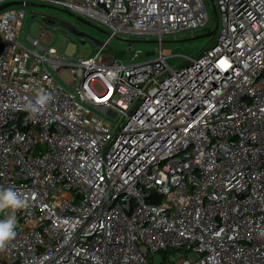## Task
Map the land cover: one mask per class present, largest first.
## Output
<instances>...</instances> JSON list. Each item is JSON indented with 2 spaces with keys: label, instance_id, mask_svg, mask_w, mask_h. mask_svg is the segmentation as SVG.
Here are the masks:
<instances>
[{
  "label": "built area",
  "instance_id": "obj_1",
  "mask_svg": "<svg viewBox=\"0 0 264 264\" xmlns=\"http://www.w3.org/2000/svg\"><path fill=\"white\" fill-rule=\"evenodd\" d=\"M41 1L108 31L69 56L0 10V189L24 201L0 264H264V0H210L216 40L176 66L163 37L206 0ZM119 32L156 46L125 62Z\"/></svg>",
  "mask_w": 264,
  "mask_h": 264
},
{
  "label": "rangeland",
  "instance_id": "obj_2",
  "mask_svg": "<svg viewBox=\"0 0 264 264\" xmlns=\"http://www.w3.org/2000/svg\"><path fill=\"white\" fill-rule=\"evenodd\" d=\"M206 2L212 19L209 26L204 29L182 31L177 35H164V53L170 55L167 58L169 64L176 66L183 63L187 57L196 56L205 46L213 44L216 40L218 31L216 34L211 36L205 35L215 26L213 4L210 0H206ZM42 4H46V6H42ZM26 6L28 11L24 20L22 32L24 33L27 29L31 35L39 36L41 34L40 28L43 27L45 33L48 32L52 34L50 44H54L58 49L64 51L69 56L74 55L76 57H88L94 54L99 44H96L91 37L103 41L107 36L106 32H102L95 27H88L80 24L81 22L75 16L64 12L63 9H65V7L63 5H53L41 0H31ZM43 12L53 14L60 19H65L66 21L70 20L71 22L77 24L78 28L85 31L88 36H85L84 38L76 36L63 26L48 25L40 18L32 16L33 13L37 14ZM101 28L108 31L105 27ZM116 36L117 37L113 39L111 46L106 52L117 54V52L123 51L122 57L125 62L146 59L147 56L144 54L145 51L148 49L153 50L156 46V38L154 36L147 37L145 35L127 34L124 32H119ZM82 39L85 41L82 42ZM129 41H132L134 51L141 50V55L135 59H133L134 54L127 51ZM110 48L114 49V51L110 50ZM95 87L97 89H101L100 84H96Z\"/></svg>",
  "mask_w": 264,
  "mask_h": 264
},
{
  "label": "clouds",
  "instance_id": "obj_3",
  "mask_svg": "<svg viewBox=\"0 0 264 264\" xmlns=\"http://www.w3.org/2000/svg\"><path fill=\"white\" fill-rule=\"evenodd\" d=\"M49 97L45 94L38 96L36 104L44 106ZM26 110L35 112L37 109L35 106L29 104L26 106ZM24 206V201L20 198L17 192L13 189H0V210L11 209V215L6 219L0 220V251H3L7 245L15 238V212Z\"/></svg>",
  "mask_w": 264,
  "mask_h": 264
},
{
  "label": "water",
  "instance_id": "obj_4",
  "mask_svg": "<svg viewBox=\"0 0 264 264\" xmlns=\"http://www.w3.org/2000/svg\"><path fill=\"white\" fill-rule=\"evenodd\" d=\"M27 4L26 1H23V0H19V1H9V2H6V3H3L2 5H0V10L3 9V8H6V7H9V6H12V5H25ZM42 6H46V4H42ZM66 13L72 15V16H75L79 21L91 26V27H95L97 28L98 30L102 31V32H105V30H103L101 27H99L98 25H95L94 23H92L91 21H88L87 19H84L78 15H75L74 13L68 11V10H65ZM32 16H35V17H38L40 18L44 23L48 24V25H56V26H63L65 27L66 29H68L72 34L76 35V36H80L82 38H84L85 36H88V34L81 30L80 28H78L75 24L73 23H70L68 21H65V19H60L58 18L57 16L53 15V14H49V13H46V12H43V13H37V14H32ZM214 16H215V26L214 28L207 34V36H211V35H214L216 34V31H217V27H218V12L216 9H214ZM94 42L96 44H99L101 45L102 44V41L97 39V38H94V37H91ZM85 40L82 39V42H84ZM110 50L114 51V49L110 48ZM117 54L119 56H122L123 54V51H119L117 52ZM150 54V53H149Z\"/></svg>",
  "mask_w": 264,
  "mask_h": 264
},
{
  "label": "flooded vegetation",
  "instance_id": "obj_5",
  "mask_svg": "<svg viewBox=\"0 0 264 264\" xmlns=\"http://www.w3.org/2000/svg\"><path fill=\"white\" fill-rule=\"evenodd\" d=\"M66 21V20H65ZM81 22V21H80ZM80 24H82V25H85V26H88V27H91V26H89V25H87V24H85V23H83V22H81ZM77 27H78V25L77 24H75Z\"/></svg>",
  "mask_w": 264,
  "mask_h": 264
},
{
  "label": "bare ground",
  "instance_id": "obj_6",
  "mask_svg": "<svg viewBox=\"0 0 264 264\" xmlns=\"http://www.w3.org/2000/svg\"><path fill=\"white\" fill-rule=\"evenodd\" d=\"M217 33V32H216Z\"/></svg>",
  "mask_w": 264,
  "mask_h": 264
}]
</instances>
